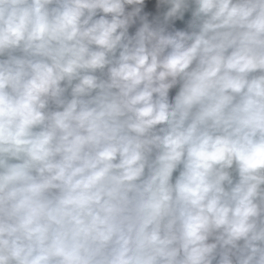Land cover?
Listing matches in <instances>:
<instances>
[{
  "label": "clouds",
  "instance_id": "1",
  "mask_svg": "<svg viewBox=\"0 0 264 264\" xmlns=\"http://www.w3.org/2000/svg\"><path fill=\"white\" fill-rule=\"evenodd\" d=\"M0 264H264V0H0Z\"/></svg>",
  "mask_w": 264,
  "mask_h": 264
}]
</instances>
